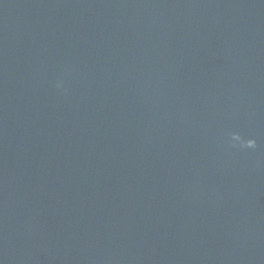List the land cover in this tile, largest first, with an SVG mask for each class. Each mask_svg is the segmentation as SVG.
I'll return each instance as SVG.
<instances>
[{
  "label": "water",
  "instance_id": "obj_1",
  "mask_svg": "<svg viewBox=\"0 0 264 264\" xmlns=\"http://www.w3.org/2000/svg\"><path fill=\"white\" fill-rule=\"evenodd\" d=\"M0 264H264V0H0Z\"/></svg>",
  "mask_w": 264,
  "mask_h": 264
},
{
  "label": "clouds",
  "instance_id": "obj_2",
  "mask_svg": "<svg viewBox=\"0 0 264 264\" xmlns=\"http://www.w3.org/2000/svg\"><path fill=\"white\" fill-rule=\"evenodd\" d=\"M234 139H240V137L238 135H234L233 137ZM246 144L248 147H253L256 144V141L254 139H249L246 141Z\"/></svg>",
  "mask_w": 264,
  "mask_h": 264
}]
</instances>
